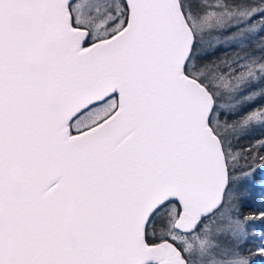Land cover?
<instances>
[{
    "label": "snow or ice",
    "instance_id": "1",
    "mask_svg": "<svg viewBox=\"0 0 264 264\" xmlns=\"http://www.w3.org/2000/svg\"><path fill=\"white\" fill-rule=\"evenodd\" d=\"M262 129L264 0H0V264H252Z\"/></svg>",
    "mask_w": 264,
    "mask_h": 264
},
{
    "label": "rangeland",
    "instance_id": "2",
    "mask_svg": "<svg viewBox=\"0 0 264 264\" xmlns=\"http://www.w3.org/2000/svg\"><path fill=\"white\" fill-rule=\"evenodd\" d=\"M255 175L259 177V180H257L254 184H249V188L246 192L247 199L245 203L251 200L255 202L259 201L260 199H264V171L258 168ZM261 259L262 258L260 257L259 259H255L252 264H259V261L261 262Z\"/></svg>",
    "mask_w": 264,
    "mask_h": 264
},
{
    "label": "trees",
    "instance_id": "3",
    "mask_svg": "<svg viewBox=\"0 0 264 264\" xmlns=\"http://www.w3.org/2000/svg\"><path fill=\"white\" fill-rule=\"evenodd\" d=\"M264 133V129L262 130H257L251 134V136H258L260 134ZM241 143L246 144L247 141H242ZM256 202V203H255ZM248 201L247 203L244 204V210L245 211H256V210H264V199H260L259 201ZM258 257L263 258V264H264V256H255L252 259V262L257 259Z\"/></svg>",
    "mask_w": 264,
    "mask_h": 264
},
{
    "label": "flooded vegetation",
    "instance_id": "4",
    "mask_svg": "<svg viewBox=\"0 0 264 264\" xmlns=\"http://www.w3.org/2000/svg\"><path fill=\"white\" fill-rule=\"evenodd\" d=\"M257 259H259V257ZM259 264H263V258L261 259V262L259 261Z\"/></svg>",
    "mask_w": 264,
    "mask_h": 264
}]
</instances>
